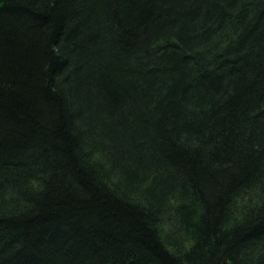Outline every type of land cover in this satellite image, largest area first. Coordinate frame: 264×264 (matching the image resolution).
<instances>
[{"label": "trees", "instance_id": "obj_1", "mask_svg": "<svg viewBox=\"0 0 264 264\" xmlns=\"http://www.w3.org/2000/svg\"><path fill=\"white\" fill-rule=\"evenodd\" d=\"M0 264H264V0H0Z\"/></svg>", "mask_w": 264, "mask_h": 264}]
</instances>
